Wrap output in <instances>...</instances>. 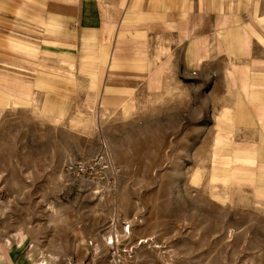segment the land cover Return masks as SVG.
Segmentation results:
<instances>
[{
	"label": "rangeland",
	"instance_id": "rangeland-1",
	"mask_svg": "<svg viewBox=\"0 0 264 264\" xmlns=\"http://www.w3.org/2000/svg\"><path fill=\"white\" fill-rule=\"evenodd\" d=\"M62 63L46 57L45 99L0 110V264H264V165L248 176L214 160L232 141L214 129L224 67L161 94L129 83L117 101ZM94 161L90 175L67 170Z\"/></svg>",
	"mask_w": 264,
	"mask_h": 264
},
{
	"label": "crops",
	"instance_id": "crops-1",
	"mask_svg": "<svg viewBox=\"0 0 264 264\" xmlns=\"http://www.w3.org/2000/svg\"><path fill=\"white\" fill-rule=\"evenodd\" d=\"M2 20L0 68L9 71L0 83V110L24 109L32 92L46 98V57L62 59L70 80L76 71L87 82L95 75L102 98L117 101L128 98L129 83L161 94L197 69L221 66L220 76L232 86L228 96L218 93L214 129L232 141L220 142L226 153L214 160L235 164L233 174L264 165V0H0ZM99 49L100 56L93 52ZM31 50L38 59L32 85ZM63 80L65 94L77 89ZM213 83L216 88V76Z\"/></svg>",
	"mask_w": 264,
	"mask_h": 264
},
{
	"label": "built area",
	"instance_id": "built-area-1",
	"mask_svg": "<svg viewBox=\"0 0 264 264\" xmlns=\"http://www.w3.org/2000/svg\"><path fill=\"white\" fill-rule=\"evenodd\" d=\"M101 161H94L93 163H90V165L84 164V163H77L75 165H69L68 171H72L78 175H90L91 171L98 166ZM113 243V242H112Z\"/></svg>",
	"mask_w": 264,
	"mask_h": 264
},
{
	"label": "bare ground",
	"instance_id": "bare-ground-1",
	"mask_svg": "<svg viewBox=\"0 0 264 264\" xmlns=\"http://www.w3.org/2000/svg\"><path fill=\"white\" fill-rule=\"evenodd\" d=\"M247 169V168H246ZM40 264H45L43 261H42V263H40ZM47 264V263H46Z\"/></svg>",
	"mask_w": 264,
	"mask_h": 264
}]
</instances>
